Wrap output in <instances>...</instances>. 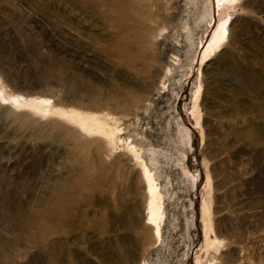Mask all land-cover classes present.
I'll list each match as a JSON object with an SVG mask.
<instances>
[{
	"label": "rangeland",
	"instance_id": "374dc122",
	"mask_svg": "<svg viewBox=\"0 0 264 264\" xmlns=\"http://www.w3.org/2000/svg\"><path fill=\"white\" fill-rule=\"evenodd\" d=\"M0 264H264V0H0Z\"/></svg>",
	"mask_w": 264,
	"mask_h": 264
}]
</instances>
